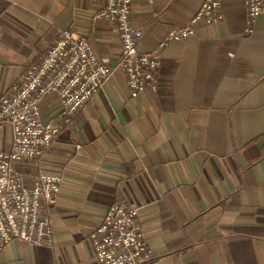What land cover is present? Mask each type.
<instances>
[{
  "label": "crops",
  "instance_id": "0c3cea01",
  "mask_svg": "<svg viewBox=\"0 0 264 264\" xmlns=\"http://www.w3.org/2000/svg\"><path fill=\"white\" fill-rule=\"evenodd\" d=\"M206 0L133 6L140 51L184 28ZM106 0H0V97L52 48L62 30L89 40L114 66L122 41L94 22ZM220 23H201L163 53L156 91L131 96L118 70L37 160L17 169L62 178L53 246L6 245L2 264H100L90 240L114 205L139 209L156 264H264V12L248 34L245 0H223ZM58 96L41 102L46 121ZM12 129L0 127V152Z\"/></svg>",
  "mask_w": 264,
  "mask_h": 264
},
{
  "label": "built area",
  "instance_id": "2783aa9c",
  "mask_svg": "<svg viewBox=\"0 0 264 264\" xmlns=\"http://www.w3.org/2000/svg\"><path fill=\"white\" fill-rule=\"evenodd\" d=\"M222 1L206 0L184 28L170 31L155 47L142 52L139 44L144 32L132 25L133 6L141 2L152 4L154 0H106L93 20L117 26L122 41L117 64H101L89 40L69 28L62 30L39 63L0 97V127L7 125L12 129L11 151L0 152V264L4 247L13 241L36 246L54 244L51 216L58 205L63 180L39 172L29 176L32 183L28 184V176L17 169V163L39 159L118 70L126 72L132 98H140L147 90L156 91L166 48L192 37L201 23H220ZM245 2L247 31L252 34L264 12V0ZM48 96L61 100L57 118L50 121L43 118L41 111V102ZM90 240L100 264H156L137 208L112 206Z\"/></svg>",
  "mask_w": 264,
  "mask_h": 264
}]
</instances>
